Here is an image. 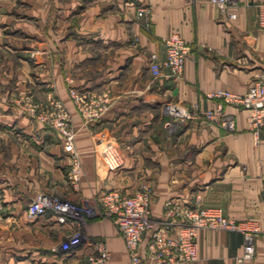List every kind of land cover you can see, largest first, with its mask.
<instances>
[{
	"label": "crops",
	"instance_id": "crops-1",
	"mask_svg": "<svg viewBox=\"0 0 264 264\" xmlns=\"http://www.w3.org/2000/svg\"><path fill=\"white\" fill-rule=\"evenodd\" d=\"M260 2L233 0L222 9L210 0H0V264H89L95 239L106 242L108 264H130L124 239L101 213L97 195L111 188L130 194L142 184L153 187L154 219L164 216L167 199L190 202L199 195L204 205L258 230L255 255L239 261L240 231L200 229L198 258L184 264H264V129L256 132L249 111L233 105L224 110L232 114L234 130L198 116L179 123L167 108L173 101L214 108L218 100L210 93L245 92L264 73ZM52 3L55 19L48 29ZM140 6L148 9L144 18L136 15ZM176 30L191 45L183 76L154 77L149 55L164 58L163 39ZM34 48L45 51L32 59ZM67 76L93 98L106 96L97 119L81 117ZM25 86L41 100L60 97L68 108L82 161L78 188L67 179L58 132L17 105L14 97ZM105 148L118 154V167L110 169L102 159ZM41 191L93 211L65 223L50 212L30 218L26 207ZM74 228L85 241L65 251L61 243Z\"/></svg>",
	"mask_w": 264,
	"mask_h": 264
},
{
	"label": "built area",
	"instance_id": "built-area-1",
	"mask_svg": "<svg viewBox=\"0 0 264 264\" xmlns=\"http://www.w3.org/2000/svg\"><path fill=\"white\" fill-rule=\"evenodd\" d=\"M222 9H226L233 0H210ZM256 20L264 29V2L257 4ZM145 6L137 9L138 17L147 14ZM230 17H235L230 13ZM148 25V24H147ZM165 57L157 52L149 55L148 68L154 77L167 72L173 79L183 76L185 61L191 52V45L179 31H173L163 39ZM69 95L81 117L86 121L97 119L104 109L105 97L93 98L87 91L71 86ZM209 98L218 100L214 108L201 104L188 106L179 101L167 105L172 119L185 123L195 116L225 128L234 130L235 121L231 113L224 110V105H233L247 109L249 120L255 131L264 129V73L252 81L245 92L218 89L210 93ZM32 107L37 118L45 125L54 128L61 137L62 147L68 160L67 177L74 188H78L82 178V161L76 147V131L71 115L61 99H56L50 107ZM36 110H35V109ZM101 157L110 169L119 166L118 154L111 148L101 151ZM150 184H142L132 193L127 194L111 188L97 195L101 208L113 219L122 235L130 264H184L198 258V231L203 228L240 231L244 237L242 253L237 260L251 259L256 253L257 228L245 221H238L225 215L221 209L204 205L197 195L190 202L169 198L164 203V216L154 219L151 216V202L154 195ZM92 208L82 206L67 198L46 192H39L26 207L30 218H37L50 212L59 223H65L70 217L77 218L82 212L91 214ZM147 238L146 243L144 240ZM85 241L80 230L72 232L61 243L62 249L70 251ZM93 248L88 255L91 264H108L109 251L104 241L91 242Z\"/></svg>",
	"mask_w": 264,
	"mask_h": 264
},
{
	"label": "rangeland",
	"instance_id": "rangeland-1",
	"mask_svg": "<svg viewBox=\"0 0 264 264\" xmlns=\"http://www.w3.org/2000/svg\"><path fill=\"white\" fill-rule=\"evenodd\" d=\"M24 6H26V5H15V6H13L12 7V9H23L24 8ZM141 7V6H140ZM140 7H138V8H140ZM137 8V9H138ZM148 10V9H147ZM24 13V12H23ZM20 14H22V12H20ZM147 14H148V12H147ZM147 14H145L144 16H141V17H139V18H144V17H146L147 16ZM136 15H137V10H136ZM137 17H138V15H137ZM54 19H55V11H54V4L52 3V7L50 8V12H49V17H48V20H47V25H46V28H52V26H53V23H54ZM28 22H30V23H32V24H37L36 23V21L34 20V19H29V20H27ZM138 40V37H135V41H137ZM44 49H40V48H34V49H32L30 52H29V55H30V57L32 58V59H35L36 58V56H38L40 53H44ZM50 55V54H49ZM66 81L68 82V92H69V89H70V87L71 86H73V81H74V79H73V77L72 76H67L66 77ZM14 99H15V101H16V103H17V105L19 106V108H20V110L22 111V112H24L25 114H28L29 116H31L35 121H37V122H39V123H41V124H43L44 126H46V127H49V126H47V125H45L44 123H42L38 118H37V115H36V113L35 112H32L30 109H32V107H34V106H37L36 107V109H39V107H50V105H52L53 103H54V101L56 100V99H61L60 97H58V96H54V97H51V98H49V99H46V100H41V99H38V98H36V96H35V93L30 89V88H28L27 86H25V88H23V89H21V90H19L18 92H17V94L15 95V97H14ZM63 102V101H62ZM63 104H64V102H63ZM64 106L66 107V105L64 104ZM35 109V108H34ZM35 109V110H36ZM66 109L68 110V108L66 107ZM69 111V110H68ZM70 113V112H69ZM49 128H52V127H49ZM52 129H54V128H52ZM55 130V129H54ZM56 131V130H55ZM57 132V131H56ZM67 170H68V165H67ZM66 175H67V172H66ZM67 179H68V177H67ZM68 181H69V183L72 185V183L70 182V180L68 179ZM41 192H46V193H50V194H53V195H56V196H61V197H65V196H62L60 193H58V192H49V191H41ZM37 195V194H36ZM35 195V196H36ZM153 200V199H152ZM101 213L103 214V215H105L106 217H108V218H111L102 208H101ZM112 219V218H111ZM113 220V219H112ZM78 230H80L79 228H74V229H71L67 234H66V236L67 235H70L72 232H76V231H78ZM81 231V230H80ZM81 232H83V231H81ZM65 236V237H66ZM95 240H100V241H103L102 239H95ZM94 240V241H95ZM105 242V241H104ZM105 244H106V242H105ZM107 245V244H106ZM108 248V247H107ZM109 251V250H108ZM109 258H110V252H109ZM108 261H109V259H108ZM88 262H89V264H91L90 263V261H89V259H88Z\"/></svg>",
	"mask_w": 264,
	"mask_h": 264
}]
</instances>
